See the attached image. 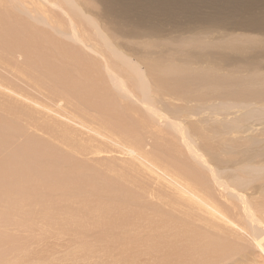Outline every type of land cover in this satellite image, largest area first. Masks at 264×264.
<instances>
[{
    "label": "bare ground",
    "instance_id": "6f19581e",
    "mask_svg": "<svg viewBox=\"0 0 264 264\" xmlns=\"http://www.w3.org/2000/svg\"><path fill=\"white\" fill-rule=\"evenodd\" d=\"M16 1L19 5H17L18 8L16 7L15 9L19 12L3 11L0 9V52L2 53H0V63H2V61L4 64L8 62V56L14 53V51L20 53L26 61V63H24L26 72L32 73L35 76V80L39 81L43 86L38 87L40 93L48 91L51 94V92L57 93L60 87L63 89L70 88L68 95L70 94V97L77 103L79 107L77 108L78 111H81L80 108H82L85 114L86 111H93L99 116L87 119L85 117L86 115L77 117L79 115L71 116L69 113L67 115H70V118H68V116L65 117L61 113L64 110L63 106L54 104L55 101H51L53 100L52 98L49 99L50 102H48L46 98L48 104L45 105L44 102L40 103L34 99L31 100L30 96L33 98L34 95L28 94L31 93L30 91L27 93L28 96H26V98L14 94L13 98L18 101V103L22 102L26 107L28 106V111L22 112V115L13 112V114L15 113V115L18 116L16 119L21 117L22 122L28 120L30 122L28 128L36 132L41 131L43 135L45 134L48 136V139L29 135L22 144L19 143V145L14 143L16 137L20 136L23 130V128H20V123L22 122L13 121L14 119L9 121L10 126L6 134L0 132V150H9L10 147L13 146L11 150L8 151L9 153L6 152L8 154L6 158L8 159L5 160L8 161L11 167L7 179L8 181L3 180L0 176V264H70V251L68 248V250H63L54 246L53 243L51 245V243L46 244V241L43 242L44 232H42L39 227H41V225L49 227V225L54 223L53 220L55 219V212L52 211L54 203L52 202L53 200H51V194L53 192L48 193V190L57 191L61 194L58 199H64L63 201H65V198H70V201L66 199L67 203H63L62 207L68 204L67 213L70 215L68 221H70L69 228H72L71 231L74 230L73 228L80 230L84 227L80 230L84 232V229L87 228L90 223L85 225L87 224L86 221L96 218L99 219L98 224L94 225V223H91L96 227L100 226L101 233L106 232L105 234H107L109 232L105 237H108L110 234V236L114 234V236H118L119 232L117 231L120 229L122 230V226H128L129 223L132 227L135 225L139 227L140 224L138 220H146L148 218L147 220L150 221L154 218L155 215H153V213L157 212L158 214L157 209L160 208L155 203L161 204L162 202L164 207H166L164 210L167 212V222L173 223H168L166 225L162 219L160 221H162L163 225L168 227L166 229L174 231V233H169L175 235L176 230L178 232L177 239L179 238V244L172 243L170 242V236L168 234L169 239L167 238L166 240L164 238L163 245L165 244L166 247H168L167 252H169V254L179 257L180 264H228L227 262H230L232 257L236 260L235 256L237 255V258H242L243 260H239L243 262L248 259L254 260L253 254H259L258 256L263 258L264 236L262 237L260 235V239V236L257 235L258 231L257 234H253L249 227L253 224L264 226V201L263 203L262 201L257 202L255 195H257L258 192L255 189L247 193V190L254 184H248V180L238 177L239 174H235L238 178L231 177L233 175L229 176L225 174V169L222 168L224 163L222 162L223 164H220L221 159L219 161L217 160L221 156L214 153L212 150L214 147L210 148L213 153L209 151L208 157L199 154V149L196 150L187 142L188 139L185 138L182 127H177L179 133L182 135L185 146L197 159L207 164V166H210L211 174L214 179H216L218 175L219 179H232L231 182L227 184L222 185L219 183V186L221 188L224 187V189H233L238 193H243L242 195L239 194V197L242 199H238L244 205L242 214L238 212L241 211V209L238 210L239 205L236 204L237 202L226 199V204H224L223 201L219 200V198L214 195L208 177L197 167V164L184 159V157L186 158L187 156L184 151L185 155H182L183 152H181V150H183V148L175 143L177 141L170 139L172 141L171 143H175L176 145L171 146V144L169 148H163L162 145L160 147L163 149H159L157 154H154L151 150H147L148 144H146L145 141L148 142V140H144L143 133H146L145 135L148 134L147 132L150 133L148 128H151L154 122L147 116L140 114L139 111L141 110H138L128 98L142 104L150 115L153 114L159 118V120L166 117L165 113H162L166 106L172 108L169 110H173V108L176 109V106H178L179 111L175 110L174 112L181 113L180 108L182 109L185 107L186 103L189 104L192 100V103L195 104L196 100L193 101L192 95L196 94L191 91H193L194 87L195 90L196 86L201 88L200 84L204 82L205 87H202H208L206 81L214 84V87L211 85L212 87L210 90L213 88L212 92H214V94L211 95H215L216 91L231 90L235 96L245 95L247 98L246 95H256L264 98V76L259 77V75L250 74L235 78L227 75V73L220 74L216 67L221 59L224 63L239 61L250 68L256 67V59L258 57L259 59L264 58V40L257 39L255 42L251 40L245 42L248 43L249 46L234 42L229 43L227 46L228 51H222V45L212 42V40L203 42L194 39L189 43L190 49L189 47L187 48V46L186 48L180 49V58L176 56V58L179 59H177L178 61L170 58V60L166 59L165 63L163 62L160 64L156 59H164V56L167 58L168 55H170L167 53L170 49L166 50L163 47L156 49L152 46L148 49L138 48L136 47L138 43L128 38V35L159 37L170 32L169 29H173L165 27L168 24L173 25L177 29L190 27L191 31H194L192 28L196 27L197 29L218 27L220 29H243L264 34V0H99L106 12L113 17L128 16L131 9L139 11L137 17L138 23L133 24V16L130 17L129 15V22L131 25L125 26L129 27L127 29H124L125 27L117 28L119 30L115 32H117L118 37L113 36L112 38H107L108 34H105V27L102 29L95 28L99 39L87 35L88 32L90 33V31L87 30L88 27H84L82 21L78 19L79 15H77L78 12L76 10L81 9L78 6L81 2H78V0H29L30 3L36 4L37 2L38 11H41L40 14L45 17L46 25H44L48 26L50 30L54 32L53 34L34 24L27 18L28 16L25 17V10L21 9V5L23 6L25 3L24 0ZM11 2L12 1H10V3ZM42 5L45 8L44 10H42ZM45 5H47V7H45ZM24 7L26 8V5H24ZM26 10L28 11L30 9ZM56 10L59 12H56ZM182 22L190 24L188 26L184 25V27ZM163 23H165V25H163ZM108 27L109 26H107V28ZM167 30L168 32L165 33ZM61 36L67 38L69 42L64 41ZM90 53H92V56L89 55ZM215 57H218V60L211 62ZM163 59L161 60L163 61ZM64 60L65 62H63ZM95 61L101 62L108 71L107 73L112 75L111 77H114L115 82L112 83V85L115 84L118 87L120 94L115 93L107 86L100 87V84L97 86L99 81L103 79L101 77V72H96V74L92 71L90 63L96 65L97 63ZM203 61H205V63ZM70 62L73 65L75 64L74 67L72 65V68L77 70V72L80 71L78 66L81 64L89 68L86 70L83 69V77L81 75L83 80H80L78 84L76 83L77 80L75 82L73 81V79H75L73 76L76 74L74 69L73 72L75 74L72 73L70 76ZM166 82L168 83L166 84ZM32 84L38 85V83L36 84L35 82ZM156 84L158 85L154 88ZM186 84L196 86H191L193 88L189 90L188 87L185 86ZM45 86H48V89ZM163 87H167V90H171L172 88L171 91H174L173 88H176V91H174L175 94L171 95V91H169L170 95L167 91L162 93L163 90H165ZM199 87L198 89L200 90ZM0 88L4 89L2 90V93H4V86H0ZM204 88L201 89L205 91L208 89ZM210 90L208 92H211ZM8 91L9 90H7V92ZM196 92L199 93L200 91ZM25 93L24 91L23 94ZM222 93L223 92H221V94ZM221 94H216L220 95L218 96L219 98L216 96L212 97L216 100H220V97L223 98ZM199 95L200 94L196 96L199 97ZM226 95L227 94H225V98H228ZM0 96H2V94H0ZM196 96L193 97L197 99ZM201 96L200 98H203ZM210 99L211 100L206 98L205 100H207L208 103L213 100L211 97ZM205 100L203 102L201 99L202 102H200L205 104ZM227 101L229 100L227 99ZM27 102H30L33 106L30 107V104L28 105ZM174 102H185V104L182 103L181 106H184L181 107ZM235 102L234 104L236 105ZM20 103L18 107L21 109L22 103L21 106ZM49 103H53L55 108H52ZM225 103L227 104V102ZM225 103H223V105ZM214 104L215 102L213 106ZM230 104L228 103L227 105L229 106ZM223 105L218 104L215 106H221L222 108L219 107L221 109L219 111L222 112V109H224ZM235 105H232V109L237 110L239 106H237L238 104L236 105L237 107ZM190 106L192 107L189 111H193L192 108L194 106L191 104ZM202 106H204V110L207 108L205 105ZM233 106H235V108H233ZM209 108L211 111L213 110L211 106H209ZM74 109L75 107L71 110ZM8 110L9 108H7V111ZM13 110L17 112V107L13 108ZM201 110L203 111V109ZM201 110H198L199 113ZM10 111H12V109ZM21 111L23 110L21 109ZM21 111L19 112L21 113ZM174 112H172L173 115H176ZM232 112L235 111L233 110ZM240 112L241 110L239 113ZM10 113L12 114V112ZM239 113L236 114L239 115ZM73 114H75V112ZM195 114L196 113H194V115ZM208 114L211 115V113ZM233 114L234 113H231L230 115ZM90 115L92 114L90 113ZM135 115H138V117L136 118ZM189 115L187 118L191 120L189 119ZM210 115H208L209 118ZM176 116L179 117L180 114ZM182 116H184V113L180 117ZM195 116L200 117V115ZM216 116L219 119L217 114ZM222 116L226 118H224L223 121L228 120V116ZM187 118L185 117V119ZM62 119L66 122L62 121ZM240 119L243 120L244 118ZM161 120L159 123L162 122ZM175 120L178 121L179 118ZM199 120L201 121V118ZM242 120L240 121L243 122ZM200 121L198 122L200 123ZM204 121L205 120H203V122ZM209 121H212V119ZM219 121L220 119L216 120L219 124L223 122ZM185 122L190 124L188 121ZM213 122H210L212 126L215 125L212 124ZM228 122L226 123L227 125ZM230 122L235 123L234 120ZM191 123L193 122L191 121ZM199 123L196 125L199 126L202 121L200 124ZM223 123L225 124V122ZM73 124L79 128L76 130L70 128V125ZM174 124L176 125V123ZM201 125L199 127H201ZM232 127L230 126L231 130ZM168 128L170 127L168 126ZM146 129L147 131H145ZM224 130L226 132L225 127ZM227 130L229 132V129ZM1 131H3V129ZM214 131L215 130H212V132ZM156 132L160 134L158 127ZM207 132H211V130ZM217 132L216 130L214 133ZM239 133L241 134L242 132L240 131ZM202 134L205 136L208 135L207 133V135L204 133ZM148 136L150 135L148 134ZM236 137L239 138L238 136ZM205 138L207 139V137ZM230 140H232V138ZM167 141L169 140H166V142ZM179 147L182 149L180 150ZM201 153H203V151ZM118 155L119 157L115 158ZM213 155L216 157L214 158ZM87 156H98L99 158L110 156L111 158L100 159V162L90 161V163L94 162L90 164L85 162L82 158ZM107 160L115 161L107 162ZM117 160L121 162V165L116 162ZM213 163L216 164L215 166L217 168L212 165ZM32 170L36 172V178L32 180L31 177L26 176L28 182H24V184H22V181L20 183H15L19 178V172L24 173ZM228 171L230 170L228 169ZM248 173L262 176L261 173L257 171H248ZM144 174H149L154 177L155 180L153 178H151V180L155 181V187L151 188L138 182L140 181V177ZM252 174L251 176H253ZM2 177H6V174ZM30 182L33 183L30 184ZM253 182L255 183V180ZM31 190L34 191L35 195L44 197L43 200L48 204L47 207L42 204L39 197L30 196ZM257 190H259V188ZM146 196L151 197V204L150 202L147 203L144 201ZM96 198L102 199L103 202L106 201L104 202L106 206L102 207L104 206L102 202L100 205L101 208L98 207L99 205L96 203L98 199ZM152 198L158 202L151 200ZM58 199L56 198V201H58ZM83 201L87 202V206L84 205ZM121 201H123V205L119 204ZM254 201L260 204L256 206L257 204L255 205ZM78 203H80V209H77ZM251 204L259 208V214L250 212V210L253 211V207H251L253 205ZM39 206L41 207L40 212L44 213L39 214L40 212L35 211V208L39 211ZM55 208L57 210V207ZM160 211L158 215H161L162 212L160 213ZM181 213H183L182 220L176 222L177 218L174 215H181ZM67 216L68 215H66V217ZM149 216L152 218L150 219ZM62 218L65 219L64 216H62ZM243 218H246L249 223H246L245 220L243 221ZM156 220L154 218V221ZM142 221L143 220H141L140 223ZM149 221L147 225L152 224L151 221L153 220H151L150 223ZM115 224L118 225L117 230ZM59 226L62 227V224ZM142 226L145 227L146 224ZM142 226L138 229H142ZM96 227H94V229H96ZM124 228L126 229V227ZM133 228L136 231V227ZM88 229L89 233L91 229L90 227ZM113 229L116 230V233ZM127 229H129L127 230V235L129 237V234L132 233L130 232V226ZM145 229L144 231L146 232L148 227ZM156 229H159V227H156ZM92 232L93 228L90 233ZM136 232L138 233V231ZM141 232H143V230ZM148 233L151 235L150 231ZM141 234L143 235V233ZM141 234L139 236H141ZM173 234L172 237L174 236ZM97 235H99L97 237H100L99 233H97ZM165 235L167 234L165 233ZM121 236H123V234H121ZM125 236H123V239L127 238V240H129V238ZM145 236L144 234L143 238ZM247 236L250 237L249 240ZM132 237L133 235H131L130 239ZM116 239L119 240L120 238L115 237V242L117 241ZM49 240L51 241V239ZM87 241L89 240L87 239ZM134 241H131V243H135ZM82 242H84V240ZM118 242L121 241L119 240ZM144 242L147 244L146 240ZM148 242L150 244L153 243L151 241ZM84 243L86 244V242ZM146 244L144 246L147 247L148 244ZM173 244L176 248L179 247L180 249L174 248ZM159 246L161 245L156 244V247ZM86 247L89 249L88 246ZM251 247H253V249H251ZM130 248L134 249V247H130L129 245V249ZM140 248H138V250ZM83 249L84 248H82V250ZM126 249L124 250L126 251ZM133 249L131 251L135 252L136 250L133 251ZM256 251H258V254ZM140 252L142 251L140 250ZM151 252H153V249H151ZM146 253L148 252L146 251ZM123 258L125 259L126 257L123 256ZM241 261H239V264L243 263Z\"/></svg>",
    "mask_w": 264,
    "mask_h": 264
},
{
    "label": "rangeland",
    "instance_id": "374dc122",
    "mask_svg": "<svg viewBox=\"0 0 264 264\" xmlns=\"http://www.w3.org/2000/svg\"><path fill=\"white\" fill-rule=\"evenodd\" d=\"M10 1H12V2L10 3ZM24 2H25L24 5H26V8L24 7V5L23 6L21 5V7H22L21 9L22 10H25L24 11L25 17L28 16L27 18L30 19L34 24L40 26V28H44L45 30H47V31H49V32H51L53 34L54 32H52L48 26H45L46 25L45 17L42 14H40L41 11L40 12L38 11L37 2H36V4L35 3H30L29 0H24ZM78 2H81V3H79V5L77 4L81 8L80 9L81 11L78 10V9L76 10L78 12L77 15H79L78 16V19L80 21H82V24H84V27H86V26L88 27L87 30L90 31V33L87 31L88 32L87 35H89V36H94V37H97L98 38V36H97L98 33H96L95 28H98V29L101 28L102 29L103 27H105V29H106L105 30V32H106L105 34L106 35L108 34L107 35L108 36L107 38H109V37L112 38L113 36L118 37L117 36V32H115V31H118L119 30L117 28H121V27H125V26L131 25V23L129 22L131 16H133V19H134V21L132 23L133 24L138 23L137 17H138L139 11H137L136 9H131L130 10V12L128 13L130 15V17H129V15L128 16L123 15V16H120V17H113L112 15H110L109 13L106 12V10L104 9L102 3L99 2V0H78ZM27 4H28V7L29 8L27 7ZM9 5L10 6H13V7H10ZM14 5H15V7H14ZM17 5H19V4H18V2L16 0H0V9L3 10V11L5 10V11H10V12H19V11H17L15 9L17 7ZM83 5H85V6H83ZM39 7H40V5H39ZM45 7H47V5H45ZM26 9H30V10L27 11ZM44 9L45 8L42 5V10H44ZM34 11H35V13H34ZM83 11H86V12H83ZM30 12L33 13V14H31ZM56 12H59V11L56 10ZM81 13H82V15H81ZM88 18H89V20H88ZM62 19H64V18H62ZM41 23H42V25H41ZM182 23H183V26L184 25L185 26H188L190 24V23H187V22H182ZM163 25H165V23H163ZM107 26H109V27L107 28ZM165 27L173 28V29H169L170 32H168V30H167L165 32V33L168 32L167 34H164V35L159 36V37H156V36L155 37L154 36H141V37H139V36H130L132 34H129L128 35L129 37L128 36L127 37L130 38V39H132V40H135V42L138 43V45L136 46L138 48L148 49V48H151V46H152V47H154L156 49H160L162 47L164 49H166V50L170 49L167 52L170 55L166 54V55H168L167 58H165L166 56H164V59L163 58H160V60L159 59H156L160 64L163 63V62L165 63V60L166 59L167 60H170V58H173V60L178 61L179 60L178 58H180V54H181L180 53V49L186 48V46L188 48L189 47V43H191L192 40H194V39L195 40H199V41H203V42L204 41H208V40H212V42H216L219 45H222V48H223V49L221 48L222 51H228L227 46L229 45V43H233L234 42V43H238L240 45H243L244 44V46H249V44L248 43H245V42L250 41V40L252 42H255L257 39L264 40V34L252 32V31H248V30H243V29H220L218 27L197 29V27H196V28H192V30H194V31H191V28L190 27H187V28H184V29H180V28L177 29V28H175L171 24H168ZM127 28H129V27H125L124 29H127ZM114 32H115V34H114ZM61 38L64 41L69 42L67 40V38H65V37L63 38L62 36H61ZM189 49H190V47H189ZM221 49H220V51H221ZM211 51H212V49H211ZM213 51L215 52L214 49H213ZM89 55L92 56V53H90ZM94 56H96V55H94ZM176 56L178 58H176ZM8 58H9V61L6 62L5 64H4L3 61H2V63H0V86H4V88H5L4 93H2L3 92L2 90H4V89L0 88V94H2V96H0V132H4L6 134V131L9 130V126H10L9 121L10 120L14 119L13 121H19V122L21 121V117L20 116H19L20 117L19 119H16V118H18V116L15 115V113L16 114L19 113L20 115H22V112L28 111V108H27L28 106L26 107L22 102H21L22 103V106H21V103L19 102L20 103V106L22 107L21 109L23 110V111H21V109L18 107V105H19L18 101H16L13 98L14 94H18V96H23V98H26V96H28V94H33L34 95L33 98H32V96H30L31 97V100L34 99L35 101H38L40 103H43L44 102L45 105H47L48 102H50L49 99L52 98L53 100H51V101H55L54 104H56V105H62L63 106L65 112L63 110V112H61V113L65 117H67L68 116L67 114H69V113L71 114V116L79 115L77 117H82V116L86 115L85 117L87 119H89L91 117H94V116H99L98 114H95V112H93V111H86V114H85L84 111H82V108H80L81 111H78L77 108H79V107H78L77 103L70 97V94L68 95V93L70 91V88L63 89V88L60 87L59 90L57 91V93H52L51 92V94H50L48 91L45 92V93H43L44 91L42 93H40L38 91V89H39L38 87L39 86H42V85H41V83L39 81H36L35 80V76L32 73L26 72V68H25V64H24V63H26V61H25L24 57L20 53H17V52L14 51V53L10 54L8 56ZM0 59H1V55H0ZM161 59H163V61ZM217 60H218V57H215V58L212 59L211 62L217 61ZM221 60L219 61V64L216 66L217 69L219 70V73L220 74L227 73V75H230V76L235 77V78H239V77H242V76H247V75H250V74L259 75V77L260 76H264V58H260L259 59V57H258L256 59L257 60L256 61L257 66L256 67H252V68L244 65V63L239 62V61L230 62V63H224ZM63 62H65V60ZM203 62L205 63V61H203ZM96 63H97L96 65L90 63L91 66H92V71L94 73L101 72V77L103 79L102 81L100 80L101 82L99 81V83L97 84V86L99 84H100V87L107 86V87L111 88L115 93L120 94V92L118 90V87L115 84L112 85V83L115 82L114 77H111L112 75H110V74L107 73L108 71L104 68V66L102 65L101 62H96ZM72 65L73 64H71V62H70V76L72 75V73H74L73 72V69L74 68H72ZM74 66H75V64L73 65V67ZM78 67L80 68V71L77 72V70L74 69V71L76 72V74L75 73H74L75 75L73 74L74 75L73 78L75 77V79L72 78L74 82L77 80L76 81L77 84H78V82L80 80H83V78H81V75L83 77V74H82L83 69H85V70L86 69H89L84 64H81ZM90 71H91V69H90ZM77 74H78V78H77ZM108 75H109V77H108ZM22 77H24V78H22ZM72 79H70V80H72ZM33 82H35L36 84L38 83V85L32 84ZM167 83L168 82H166V84ZM206 83H208L207 84L208 87L204 88L205 87V82H204V83H201L200 84L201 88H204V89H207L208 88L210 90L212 86L214 87V84L212 82L210 83V82H207L206 81ZM157 85L158 84L154 85V88ZM185 86H187L188 89L191 90L196 85H191V84H188L187 85L186 84ZM191 86H193V87H191ZM202 86H204V87H202ZM198 87L196 86V89L195 90H194V88H195L194 87L193 88V91H191V92H193L196 95L200 94L199 97H198L196 95H192V93H191L192 98H193V101L196 100L195 104L192 103V100L191 99H190L191 102H189V104H187V103L185 104V102H181V103L180 102H178V103L177 102H174L175 104L177 103L179 106H181L182 103L186 105L185 106L186 109H185V107H183L184 105L181 106V107H183L185 109L184 110L183 108L182 109L180 108V112L181 113L174 112L175 110L176 111H179L178 110L179 107L176 106V105L175 106L177 108L176 109L173 108V110H169V109H172V108L166 106L167 108L165 107L163 109V111H162V113H165L166 117H164L162 120L160 119L162 121L160 123H159V121H160L159 118H157L153 114L150 115V113L146 110V108L142 104H140L139 102H137V101H135V100H133L131 98H128V100L138 110H141V111H139L140 114L147 116L148 118H150L152 120V122H154L153 123L154 125L151 127L152 129L151 128H148V130L150 131V133L149 132H147V133L150 136H148V134L145 135L146 133H143L144 140H148V142L145 141V143L148 144V147H147L148 149L147 150H149V151L151 150L154 154H157V151L159 149H163V148H166V147L169 148L171 146H175L176 144H179V146H181L183 148V150H181L182 148L180 149V147H179V149L181 150V152L184 151L185 154H186V156L188 157V158L187 157L186 158L184 157V159L187 160V161H189V162H191V163L194 162L195 164H197V167L199 169H201L202 172L208 177L209 184H210V186L212 188V191H213L214 195L216 197H218L219 200L223 201L224 204H226V199L227 200H231V201L233 200L234 202H237L236 204L239 205L238 210L241 209V211H238V212L242 214L243 213L242 208H243L244 205L241 203V201H239V200L242 199V198L239 197V194L242 195L243 193H238L236 190L234 191L233 189L229 190V189H224V187L221 188L219 186V183H221L222 185L223 184H227V183H230L232 179L231 178L230 179L229 178L228 179L220 178L221 179L220 180L219 179V175L216 177V179H214L213 176H212V174H211V168H210V166H207V164H205L202 161H200L199 159H197L194 156V154L190 153L189 149L185 146L184 141L182 140V135L179 133V129L177 127H180V128L182 127V130H184L183 132L185 133V138L188 139L187 142H189L191 144V146H193L196 150L199 149V154H202V155L208 157L209 151L212 152V150L214 151L215 154H217V155L219 154L221 157H219L217 160L219 161L221 159L220 164L222 162L224 163V165H222V168L225 169V171L223 170L225 174H227L229 176L233 175L231 177H236L235 174L236 175L239 174L238 177L239 178L242 177V178H245L246 180H248V184L251 183V185H252V183H253L254 184V185H252L253 187L250 185L251 187H250L249 190H247V193H250L251 191H253L255 189L259 193V194L257 193V195H255V199H257V202L262 201V203H263V201H264V188H263L264 187V176H263L264 175L263 174L264 173V98L259 97V96H256V95H246L247 98L245 97V95L244 96H235L231 92V90H227V91L226 90H221V92H223L222 94L219 91H216V94H218V93L221 94V96H223V98L220 97V100H216L214 97L215 96L218 97L220 95H216V94L215 95H211V94H214V92H212L213 88H212V90H210L212 92L211 93V92H208L209 91L208 89H207L208 91L207 90L205 91V90H203V89H201L199 87L200 88V90H199ZM163 88L165 90H163L162 93H164V91H167L168 94H169L170 93L169 91L172 90V88H171V90H167V87L166 88L163 87ZM6 89L9 90L8 91L9 93L7 92ZM168 89H170V88H168ZM10 90L11 91L14 90V91L11 92ZM19 90H22L23 92L22 91H19ZM173 90L176 91V88H173ZM24 91L26 92L25 93L26 95L23 94ZM29 91L31 93H28ZM174 91H171L172 93H170V94L171 95H174L175 94ZM196 91H200L201 93L200 92L198 93ZM225 94L228 95V96L226 95V97H228V98H225ZM203 95H204L205 98L203 97ZM193 96L194 97L196 96L197 99H195ZM200 96L203 97L204 100L206 98L207 99L209 98V100H211L210 97L212 99L213 98L214 99L212 100L213 102L212 101H209L208 103H207V100H205L206 103L204 104V103H201L202 101L204 102V100H203V98H200ZM212 96H214V97H212ZM46 98H47L48 102L46 101ZM199 98H200V100H199ZM1 99H2V101H1ZM201 99H202V101H201ZM227 99L229 101H227ZM60 100H62V101H60ZM219 101H222L223 103L227 102V104L228 103L229 104L232 103V104H230L231 106L229 105L231 107V109H230V107L226 103L223 105V103L222 102H219ZM214 102H215V104L213 106V103ZM234 102L236 103V105L238 104L237 106H239V107H237L234 104ZM60 103H62V104H60ZM27 104L29 105L30 102H27ZM74 104H75V106H74ZM190 104L194 106L192 108V110L194 112L193 111H189L191 109V107H192V106H190ZM218 104L223 105V108L224 109H222V112L219 111V110H221L220 108H222L221 106H219L220 108L218 106H215V105H218ZM49 105L52 108H55V105H53V103L52 104L49 103ZM202 105L207 106V108L205 107L206 109L204 110V106H202ZM232 105H235L237 107V110L236 109H232ZM2 106H4V107H2ZM32 106L33 105L30 104V107H32ZM209 106H211V109L213 108L212 111L210 110ZM235 106H233V108H235ZM16 107H17V112L13 110V108H16ZM71 107H73V108L75 107V109L74 110H71V109H73ZM7 108H9V110H8L9 112L7 111ZM66 108H67V110H66ZM217 108H219V109H217ZM11 109H12V111H10ZM201 109H203V111ZM228 109H230V110H228ZM198 110H201L200 113H199ZM233 110L235 112H232ZM238 110L239 111L241 110V112L239 113ZM19 111H21V113ZM168 111H170V112H168ZM10 112H12V114ZM13 112H15V113L13 114ZM74 112H75V114H73ZM172 112L176 113V115L177 114H180V116L183 115V113H184V116H182V117L179 116L178 117L175 114L173 115ZM202 112H204V113H202ZM230 112L231 113H234V114L233 115H230L231 114ZM90 113L92 115H90ZM170 113H171V116H170ZM194 113H196L195 115H200V117L199 116H195ZM208 113H211V115L208 114ZM236 113H239V115H237ZM87 114H88V116H87ZM205 114H206V116H205ZM216 114L219 116V119H220L219 122L223 121V119L225 118L222 115L228 116L229 122H228V120L227 121L224 120L223 122H225V124L222 122V123H220L222 125H220L219 123L216 122V120H219L218 117L216 116ZM188 115L190 117L189 119H191V120H188V118H187ZM208 115H210V118L208 117ZM135 116H136V118L138 117V115H135ZM230 116H232V117H230ZM236 116H238V117H236ZM185 117L187 119H185ZM220 117H223V118H220ZM4 118H6V119H4ZM57 118H60V117H57ZM57 118H55V119H57ZM68 118H70V115L68 116ZM176 118H179V120L176 121L175 120ZM200 118H201V121H202L203 124L199 120ZM238 118L239 119L240 118H244L243 120L240 119L243 122H241ZM208 119L209 120L212 119V121H209ZM203 120H205L204 122L207 125L204 124ZM213 120H214V122H213ZM232 120H234L235 123L234 122H230ZM62 121H65V120L62 119ZM185 121H188V123H190V124H187ZM191 121L193 123H191ZM198 121H200V123L202 125ZM3 122H4V124H3ZM210 122H213L212 124H215V125L212 126L210 124ZM227 122H228V125L226 124ZM239 122H241V123H239ZM162 123H163V125H162ZM174 123H176V125ZM197 123H199L201 125V127H199L200 125L199 126L196 125ZM28 124H30V122L28 120H24L22 123H20V128H23V130H22V133L20 134V136L16 137V140H15L14 143H17V144L20 143V144H22L25 141V139L27 138V136H29V135H33V136H36V137H39V138H43V139H48V136L45 135V134L43 135V133L41 131L40 132H36L35 130H33L31 128H28ZM209 124H210V126H209ZM229 125L231 127L233 126L232 127V130H231V128H230ZM236 125H237V127H236ZM156 126L160 130V134L158 132H156V129H157ZM168 126L171 129L168 128ZM224 127L226 128V132L224 130ZM70 128H73V129L76 130L79 127H77V126H75L73 124V125H70ZM2 129H3V131H1ZM227 129H229V132H228ZM208 130H211V132H207ZM212 130H215V131L217 130L218 132L217 133H214L215 131L212 132ZM145 131H147V129ZM161 131H162V133H161ZM240 131L242 132L241 133L242 135L239 133ZM202 133L206 134L207 136L203 135ZM202 135H203V137H202ZM145 136H147V137H145ZM204 136L207 137V139ZM229 136H230V138H229ZM236 136H238L239 138H237ZM202 138H204V139H202ZM231 138H232V140H230ZM235 138H237V139H235ZM170 139L171 140L174 139L178 143L177 142H175L176 144L175 143H171L172 141ZM189 139H190V141H189ZM166 140H169V141L166 142ZM174 140H173V142H174ZM205 140H208V141H205ZM210 143H211V145H210ZM160 146H162L163 148L160 147ZM12 147H10V149L9 148H7V149L11 150ZM211 147L212 148L214 147L215 149L213 148L211 150L210 149ZM9 150H0V176H1V178L3 180H7L8 179L9 174H10V170H11V167L8 164V161L5 160V159H8V158H6L7 155H8L6 152H8ZM200 151L201 152L203 151V153H201ZM184 152L182 153V155H185ZM118 157H119V155L117 157H115V158H118ZM167 157H168V155H167ZM213 157L215 158L216 156L213 155ZM82 158H83V160H85V162L90 163V161L97 162L100 159H103V158H111V157L110 156H103V157H100L99 158L98 156H92V157L91 156H87V157H82ZM84 158H86V159H84ZM222 160H224V161H222ZM112 161H115V160H107V162H112ZM94 162H92L90 164H93ZM116 162H118L121 165V162H119L118 160ZM96 164H98V163H96ZM212 165L214 167H216L215 166L216 165L215 163H213ZM228 169L231 172L228 171ZM248 171H257V172H260L262 176H258V175H255V174L253 175L252 173L251 174L253 176H251V174L248 173ZM4 174H6V177H2ZM145 175H146V177H145ZM26 176L31 177V179L33 180L34 178H36V172L34 170H32L30 172H24V173L19 172V178L15 181V183H20L22 181V184H24V182H28L26 180ZM238 177H236V178H238ZM260 177H262V178H260ZM151 178L154 179L153 176H151L149 174H144V175H142L140 177V181H138V182L142 183V185L149 186V187L153 188V187L156 186V184H155V181H154L155 179L154 180H151ZM252 178H253V180H252ZM254 180H255V183L257 182L256 184L253 182ZM32 183L33 182H30V184H32ZM258 188H259V190H257ZM48 193H52L51 194V200H53L52 202L54 203L53 204V208L54 209L52 208V211L55 212V219L53 220L54 223L52 225H49L48 223H46V224L49 225V227H46L44 225H41V227H39L40 230L42 232H44V234H43L44 235L43 242L46 241L45 242L46 244H50L51 243V245L53 243V245L56 246L59 249H63V250H68L69 249V251H70V264H180L179 263V257H175L174 255L169 254V252H167L168 247H166L165 244L163 245V239L164 238L167 240V238L169 239V236H170V242H172V243H178V244H179V238L177 239V233L178 232L176 230H175V233L176 234L174 235L173 234L174 231H169L168 229H166L168 227L162 224V221L166 225L168 223H170V224L173 223V222H167L168 221L167 220L168 217H167V214H166L167 212H166V210H164V208L166 209V207H164V205L162 204V202H161V204L155 203V204H157L160 207L159 209H157L158 214H159V211L162 210V211H160V213L162 212L161 215H158L157 212H154L156 214L153 213V215H155V216L158 215L159 216V220H158V216H156L157 218L154 216L155 220L157 219L156 221H154V218H152V217L149 216V218L150 219L152 218L151 220H153V221L150 220L151 223H152L150 225H147V222L149 221V220H147L148 218L146 219L147 221L145 219H141V220H143L141 223H140L141 220H138V223L140 224L139 225L140 228H141V226L143 224H144V226L146 224L145 227L142 226V229H138L139 227L136 226V225L133 226V227H136V231H138V233L135 231V229L132 227V225H129V223H128V226H124V227H126V229L122 226L123 229L121 230L120 229V226L121 225L119 226V229L120 230L117 231V232H119V234L117 233L118 236H114L115 234L113 236H110L111 235L110 234V235H108V237L107 236L105 237V235H107L109 232L107 234H105L106 232L105 233H101L100 232V230H101L100 226H98V227L94 226L95 224H98V222H99L98 221L99 219H96V218L95 219L97 221L94 218L93 219H88L86 221L87 224H85V225H88L89 222L90 223L91 222L94 223V225L92 223L90 225V223H89V225L87 226V228L84 229V232L80 231L84 227L82 229H80V230L77 229V228H73L74 230L71 231L72 228H69L70 227V225H69L70 224V221H68L70 219V215L67 213L68 212V209H67V205L68 204L65 205V207L64 206L62 207L63 203L65 204V202L67 201L66 199H68L70 201V198L69 197L68 198H65V201H63L64 199H58V198H60L61 194H59L57 191L54 192L52 190H48ZM32 195L33 196H36L37 198L39 197V200L42 202V204L47 207L48 204L44 202V200H43L44 197L43 196L35 195L34 194V191L31 190L30 191V196H32ZM261 196H263V197H261ZM56 198L58 199V201H56ZM150 198L151 197L146 196V198H145L144 201L147 202V203L150 202V204H151ZM96 199H98V198H96ZM151 200H153V198ZM69 201H68V203H69ZM153 201L158 202L155 199ZM83 202H84V205L87 206V204H86L87 202H85V201H83ZM102 202H103V200L99 198L98 199V202H96L99 205L98 207L101 208L100 205H101ZM104 202H106V201H104ZM104 202H103V205H104ZM254 202H255L254 203L255 205L257 204L256 206H258L260 204V203H257L256 201H254ZM122 203H123V201L119 202L120 205ZM254 204H251V205H253V206H251V207H253V211L250 210V212L256 214V213L260 212V210H259L258 207L254 206ZM105 206H106V204L104 206H102V207H105ZM46 207H45V210H46ZM55 207H57V210H56ZM69 208H70V205H69ZM38 209H39V211L35 208V211L40 212L41 211V207L39 206ZM77 209H80V203L77 204ZM55 210L58 211V212H56ZM42 213H44V212H40L39 214H42ZM162 214H164V215H162ZM182 214L183 213H181V215L180 214L179 215H177V214L174 215L177 218L176 219V222H180V220H182ZM52 215H53V212H52ZM57 215H59V216H57ZM66 215H68V216L66 217ZM62 216H64L65 219L62 218ZM63 219H64V221H63ZM161 219H162V221H160ZM61 220H62V222H61ZM244 220H245L246 223H249V221L247 222L246 218L245 219L243 218V221ZM74 221H76V220H74ZM150 221H149V223H150ZM176 222H174V223H176ZM138 223H137V225H138ZM155 223H157V224H155ZM61 224H62V227L63 228L61 226H59ZM255 225L256 224H253L252 226H249L251 228L250 231L253 232V234L254 233L257 234V231H258V234L257 235L258 236L261 235L263 237L264 236V226H262V225H256L255 226ZM115 226H116V230H117V226L118 225L115 224ZM129 226H130V230H131L130 232H132V233L129 234V237H128L127 230H129V229H127V228H129ZM253 226H254V228H253ZM89 227H90L91 231H92V228H93V232L92 233H90L91 231L88 233V231H89L88 228ZM94 227H96L97 230L94 229ZM147 227H148L149 230L147 229V231H146L147 234H146V232L144 231V229L147 228ZM156 227H159V229H156ZM254 229H256V230H254ZM116 230H114V232ZM124 230H125V232H124ZM139 230H141V231L143 230V232H141ZM149 231L151 232V235L148 233ZM165 231H167V232H165ZM163 232H165L167 235H165V233H163ZM169 232H173V233H169ZM46 233H47V235H46ZM97 233L100 234V237H97V236H99V235H97ZM111 233H113V232H111ZM120 233L123 234V236L126 235L125 237H128L129 240H131V241H134L135 240L134 241L135 243H133V242L131 243V241L127 240V238L126 239H123V236H121ZM141 233H143V235ZM49 234H50L51 237L49 236ZM140 234H141V236H139ZM144 234L146 236L143 238ZM168 234H169V236H168ZM172 234L174 235L173 237H172ZM131 235H133V237L130 239ZM66 236H68V237H66ZM261 236H260V239H261ZM115 237L120 238L119 240L121 242H118L119 241L118 239H116L117 241L115 242L114 241L115 240ZM147 238H148V240H147ZM247 238L249 240L250 237L247 236ZM49 239H51L52 242ZM82 239L84 240V242H86V244L84 242H82L83 241ZM87 239L90 242L87 241ZM111 239H112V241H111ZM132 239H134V240H132ZM139 239L140 240L142 239V240L140 241ZM143 239H145L147 241V244L148 245L146 244V242H144L145 240H143ZM148 241L153 242V243H151L152 245ZM81 242H82V244H81ZM143 242L147 245V247L144 246L145 244ZM156 244L161 245V246L156 247ZM129 245H130V247H134V249L132 248L133 251H135V250L136 251L135 252H132L131 251L132 249L131 248L129 249ZM86 246H88L89 249H87ZM65 247H66V249H65ZM173 247L176 248V246H174V244H173ZM82 248H84V249L82 250ZM138 248H140V249L138 250ZM178 248H176V249H178ZM124 249H126V251ZM151 249H153V252H151ZM156 249H157V251H156ZM251 249H253V247H251ZM140 250L142 252H140ZM256 250H258V249H256ZM146 251L148 253H146ZM256 253L258 254V251H256ZM259 253H261V252H259ZM258 255L253 254V257L255 259L254 258H252V259H254V260L244 259V260H247V261H244V262L241 261V260H243L242 258H239V259H241V260H239L237 258V256H238L237 255V256H235V258H236L237 261L233 259L234 257H232L231 258L232 260L230 262H227V263L228 264H234V263H237L238 262L237 264H239V261H241V262H243L242 264H256V263L257 264H264V259H263L264 258V254H262V257L263 258H261ZM123 256L126 257V258L124 259Z\"/></svg>",
    "mask_w": 264,
    "mask_h": 264
}]
</instances>
